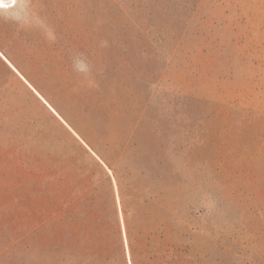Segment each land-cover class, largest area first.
Instances as JSON below:
<instances>
[{
    "label": "rangeland",
    "instance_id": "rangeland-1",
    "mask_svg": "<svg viewBox=\"0 0 264 264\" xmlns=\"http://www.w3.org/2000/svg\"><path fill=\"white\" fill-rule=\"evenodd\" d=\"M15 1L0 264H264V0Z\"/></svg>",
    "mask_w": 264,
    "mask_h": 264
},
{
    "label": "trees",
    "instance_id": "trees-1",
    "mask_svg": "<svg viewBox=\"0 0 264 264\" xmlns=\"http://www.w3.org/2000/svg\"><path fill=\"white\" fill-rule=\"evenodd\" d=\"M95 256L92 264H110V260L108 259L105 251L100 250L99 248L94 250Z\"/></svg>",
    "mask_w": 264,
    "mask_h": 264
},
{
    "label": "water",
    "instance_id": "water-1",
    "mask_svg": "<svg viewBox=\"0 0 264 264\" xmlns=\"http://www.w3.org/2000/svg\"><path fill=\"white\" fill-rule=\"evenodd\" d=\"M0 57L12 68V70L35 92V89L30 85V83L18 72L16 71L13 66L11 65L10 61L0 52ZM37 93V92H36ZM46 106H48V108L50 110H52L49 106V104H47L43 99H41ZM53 111V110H52Z\"/></svg>",
    "mask_w": 264,
    "mask_h": 264
},
{
    "label": "bare ground",
    "instance_id": "bare-ground-1",
    "mask_svg": "<svg viewBox=\"0 0 264 264\" xmlns=\"http://www.w3.org/2000/svg\"><path fill=\"white\" fill-rule=\"evenodd\" d=\"M16 1L15 0H0V8L12 6ZM52 109V107H50ZM54 110V109H52ZM128 257L129 253L127 252ZM130 264V263H129Z\"/></svg>",
    "mask_w": 264,
    "mask_h": 264
},
{
    "label": "crops",
    "instance_id": "crops-1",
    "mask_svg": "<svg viewBox=\"0 0 264 264\" xmlns=\"http://www.w3.org/2000/svg\"><path fill=\"white\" fill-rule=\"evenodd\" d=\"M1 52V51H0ZM2 53V52H1ZM11 63V62H10ZM11 65H12V63H11ZM13 66V65H12ZM13 68L16 70V71H18L14 66H13ZM19 72V71H18ZM31 85V84H30ZM35 92H37L36 90H35ZM37 94L47 103V101L37 92ZM39 97V98H40ZM48 104V103H47ZM50 106V105H49ZM50 107H52V106H50ZM53 109V108H52ZM54 112H55V110H53ZM56 113V112H55Z\"/></svg>",
    "mask_w": 264,
    "mask_h": 264
}]
</instances>
